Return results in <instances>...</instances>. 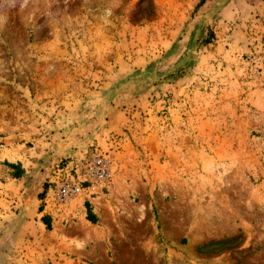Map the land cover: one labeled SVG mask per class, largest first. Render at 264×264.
<instances>
[{
    "label": "rangeland",
    "instance_id": "374dc122",
    "mask_svg": "<svg viewBox=\"0 0 264 264\" xmlns=\"http://www.w3.org/2000/svg\"><path fill=\"white\" fill-rule=\"evenodd\" d=\"M0 264H264V0H0Z\"/></svg>",
    "mask_w": 264,
    "mask_h": 264
},
{
    "label": "built area",
    "instance_id": "2783aa9c",
    "mask_svg": "<svg viewBox=\"0 0 264 264\" xmlns=\"http://www.w3.org/2000/svg\"><path fill=\"white\" fill-rule=\"evenodd\" d=\"M98 171H99V175L100 177H103L106 173V169L103 165H99L98 166ZM79 191V187L78 186H74L73 187V192H78Z\"/></svg>",
    "mask_w": 264,
    "mask_h": 264
}]
</instances>
